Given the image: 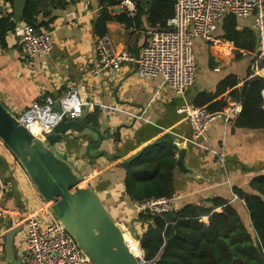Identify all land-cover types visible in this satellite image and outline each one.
<instances>
[{
  "label": "crops",
  "instance_id": "0c3cea01",
  "mask_svg": "<svg viewBox=\"0 0 264 264\" xmlns=\"http://www.w3.org/2000/svg\"><path fill=\"white\" fill-rule=\"evenodd\" d=\"M50 1L40 8L36 23L38 29L52 32L53 48L49 54L25 55L16 31H9L8 49L0 46V100L19 117L32 106L43 104L49 96L61 98L74 86L86 103L80 115L71 119L84 120L86 114L100 112V126L96 129L102 130L105 138L98 149L89 150L91 143L99 141L98 134L90 130L69 133L55 147L85 175L122 227L128 242L133 240L136 246L154 222L135 210L134 200L125 189L127 172L122 159L110 160L104 155L93 159L91 155L103 150L111 155L121 150L130 156L167 134L180 148L187 149L184 163L187 172L177 166L174 170V194L179 196L177 209L188 204L210 208L215 206L214 200H226L238 207L248 223L245 200L237 192L259 193L252 182L264 177V128L239 127L237 121L227 124L223 118L216 117L204 138L195 142L188 119L178 112L186 104L198 105L200 98H212L203 105L208 109L217 107L221 100L227 106L229 97L241 104L231 92L255 75L264 76V67L256 66L263 59L257 57L256 48L250 53L225 37L224 25L229 15L219 20L213 35L227 43L233 42L234 47L229 49L228 44L195 40L197 77L184 94H177L161 76H140L132 62L125 63L119 73L104 70L100 75L95 74L100 68L96 21L101 12L106 10L111 16L106 33L115 47L138 55L149 30L161 25L149 23L150 12L142 15L151 5L141 12L139 19L135 17L127 24L117 19L123 15L119 4L104 5L102 0H59L63 5L55 6ZM12 8L13 2L0 0V14L12 13ZM237 23L240 30L249 29L256 34L253 16L237 18ZM23 24L24 21L18 27ZM257 37L256 34L258 43ZM229 76L236 77L238 83L224 89L222 81ZM151 148L157 154L173 151L177 162V153L168 144L161 142ZM0 179L6 183L4 203L12 211L0 225V264H24L28 259V220L23 213L45 209L46 203L27 172L1 143ZM215 211H222V207ZM41 219L48 223L50 216L43 212ZM201 221L209 224V217L204 216Z\"/></svg>",
  "mask_w": 264,
  "mask_h": 264
},
{
  "label": "built area",
  "instance_id": "2783aa9c",
  "mask_svg": "<svg viewBox=\"0 0 264 264\" xmlns=\"http://www.w3.org/2000/svg\"><path fill=\"white\" fill-rule=\"evenodd\" d=\"M173 1L174 13L166 26L157 25L149 30L147 41L138 55L126 49L118 50L108 33L98 36L96 49L100 68L95 70V74L100 75L104 70L119 73L125 63L132 62L136 64V71L140 76H161L177 94H184L197 77L195 40H209L215 45L228 44L229 49L234 47L233 42L227 43L213 35L219 20L229 14L237 18L253 16L258 36L256 55L258 58H264V0ZM118 6L120 11L130 18L139 14L136 0H122ZM16 35L23 53L27 56L46 55L53 48L52 32L38 29L32 24L26 23L16 28ZM85 103L79 98L76 88L71 86L61 98L49 96L43 104H36L23 112L19 119L32 131L31 125L37 126L38 131L33 132L47 140L64 114L70 119L78 117ZM57 104L60 105L61 111L57 109ZM241 110V104L229 97L222 112L213 113L206 106L194 104H186L178 112L185 114L193 129L194 141L199 142L216 117L223 118L227 124H233ZM0 143L3 144L1 140ZM5 193L6 183L0 179V225L12 214L4 203ZM178 200L177 194L134 200V208L139 213H170L177 209ZM44 207L45 209L23 213L28 220V259L24 264H89L65 226L56 219L47 204H44ZM43 212L50 216L48 223L42 222ZM139 246L142 249L140 242Z\"/></svg>",
  "mask_w": 264,
  "mask_h": 264
},
{
  "label": "trees",
  "instance_id": "16d2710c",
  "mask_svg": "<svg viewBox=\"0 0 264 264\" xmlns=\"http://www.w3.org/2000/svg\"><path fill=\"white\" fill-rule=\"evenodd\" d=\"M49 0H30L25 10L24 23L36 28L40 8ZM122 0H102V4L118 5ZM13 2V0H10ZM55 6H62L59 0L50 1ZM139 16L153 0H136ZM174 13L173 0H155L153 9L148 14L149 23L154 26H166ZM12 13L0 14V46L8 49L9 21ZM111 16L106 10L101 12L96 21V31L99 35L107 32V21ZM121 22L130 24L133 18L125 14L117 17ZM225 37L235 43L239 49L253 53L256 48V34L252 30H240L237 17L229 14L224 25ZM240 55V54H239ZM256 66L264 67V58L257 61ZM256 69V68H255ZM238 79L229 76L222 81L233 87ZM264 76L255 75L245 84L231 92V95L241 100L242 110L237 119L239 127L264 128ZM212 98H200L197 104L203 106ZM217 107L209 106V110H224L226 103L221 100ZM98 110L86 114L85 123L98 128ZM37 132L38 127L31 125ZM154 148H147L133 162L124 165L127 172L125 189L133 200H143L152 197L171 196L175 193L173 186L176 158L173 151L155 153ZM253 187L259 192L247 194L238 191L250 219L241 214L238 207L226 200H214V207H204L188 204L170 213H141L154 222L141 236L140 243L146 262L155 264H263L264 256V177L254 179ZM222 207V211H215ZM209 217V224L201 221ZM140 255L142 249L138 246Z\"/></svg>",
  "mask_w": 264,
  "mask_h": 264
},
{
  "label": "water",
  "instance_id": "95a60500",
  "mask_svg": "<svg viewBox=\"0 0 264 264\" xmlns=\"http://www.w3.org/2000/svg\"><path fill=\"white\" fill-rule=\"evenodd\" d=\"M29 1L13 0L10 31H16L18 24L24 21ZM154 5L155 0L142 15L148 14ZM255 52L257 54V50ZM56 107L61 111L59 104ZM86 130L97 133L99 137L97 143L89 145V150L92 147L98 149L104 141V132L86 124L83 119H70L66 114L44 140L0 100V140L27 172L43 201L74 238L89 264H143L129 247L122 227L85 175L55 147L65 135ZM161 142L177 153L176 166L187 172L184 164L187 149L180 148L169 134L149 147ZM149 147L130 156L121 150L111 155L103 150L91 156L93 159L102 155L110 160L121 158V163L127 164L139 158ZM262 261L264 264V256Z\"/></svg>",
  "mask_w": 264,
  "mask_h": 264
},
{
  "label": "rangeland",
  "instance_id": "374dc122",
  "mask_svg": "<svg viewBox=\"0 0 264 264\" xmlns=\"http://www.w3.org/2000/svg\"><path fill=\"white\" fill-rule=\"evenodd\" d=\"M18 115H20V114H18ZM127 236H128V238L129 239H133V238H131V237H129V235L127 234ZM135 240V239H134ZM137 241V240H136ZM129 242H130V246H131V248L135 251V252H137V254H139L140 255V252H139V249H138V246H136L135 244H134V241L133 240H129ZM138 242V241H137ZM143 259H142V261L144 262L143 264H152V262H145V260H144V256H143V251H142V256H141Z\"/></svg>",
  "mask_w": 264,
  "mask_h": 264
},
{
  "label": "bare ground",
  "instance_id": "6f19581e",
  "mask_svg": "<svg viewBox=\"0 0 264 264\" xmlns=\"http://www.w3.org/2000/svg\"><path fill=\"white\" fill-rule=\"evenodd\" d=\"M33 131H34V130H33ZM34 132H35V131H34ZM125 237H126V235H125ZM126 240L128 241L127 237H126ZM138 243H139V242H138ZM128 244H129V242H128ZM129 247L131 248L130 244H129ZM131 250L134 252L135 255H137V256L142 260L141 255L137 254V252H135L132 248H131Z\"/></svg>",
  "mask_w": 264,
  "mask_h": 264
}]
</instances>
